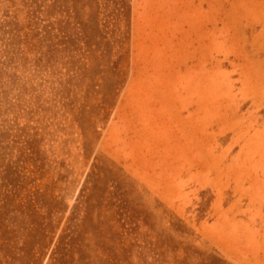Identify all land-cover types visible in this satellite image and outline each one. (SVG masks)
Returning <instances> with one entry per match:
<instances>
[{
	"label": "rangeland",
	"instance_id": "1",
	"mask_svg": "<svg viewBox=\"0 0 264 264\" xmlns=\"http://www.w3.org/2000/svg\"><path fill=\"white\" fill-rule=\"evenodd\" d=\"M0 264H264V0H0Z\"/></svg>",
	"mask_w": 264,
	"mask_h": 264
}]
</instances>
